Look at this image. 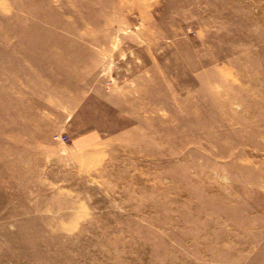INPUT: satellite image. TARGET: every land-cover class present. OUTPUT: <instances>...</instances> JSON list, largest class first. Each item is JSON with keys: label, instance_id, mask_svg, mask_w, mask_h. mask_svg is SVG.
Here are the masks:
<instances>
[{"label": "rangeland", "instance_id": "obj_1", "mask_svg": "<svg viewBox=\"0 0 264 264\" xmlns=\"http://www.w3.org/2000/svg\"><path fill=\"white\" fill-rule=\"evenodd\" d=\"M0 264H264V0H0Z\"/></svg>", "mask_w": 264, "mask_h": 264}, {"label": "built area", "instance_id": "obj_2", "mask_svg": "<svg viewBox=\"0 0 264 264\" xmlns=\"http://www.w3.org/2000/svg\"><path fill=\"white\" fill-rule=\"evenodd\" d=\"M54 137L60 141H66L67 137L62 134H55Z\"/></svg>", "mask_w": 264, "mask_h": 264}]
</instances>
